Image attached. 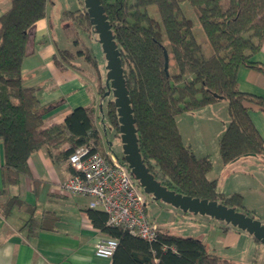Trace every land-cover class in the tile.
<instances>
[{"label": "trees", "instance_id": "16d2710c", "mask_svg": "<svg viewBox=\"0 0 264 264\" xmlns=\"http://www.w3.org/2000/svg\"><path fill=\"white\" fill-rule=\"evenodd\" d=\"M48 1L13 0L0 17L4 186L28 175L30 157L44 147L61 151L66 146V157L80 146L105 154L106 134L102 136L99 121L120 129L117 108L114 100L106 101L108 88L102 78L98 88L103 97L97 106L78 107L62 123L44 126L47 109L40 103V88L23 86L22 66L30 31L46 17ZM79 1L82 7L63 14L66 31L71 34L76 27L73 21L81 32L97 35L84 1ZM100 1L120 51L140 152L151 174L176 193L217 201L255 218L247 213L241 194L219 191L218 181L208 177L213 170L210 157H197L183 143L177 120L225 101L228 122L219 139L222 162L264 157L263 138L250 117L254 109L264 111V98L240 91L237 80L241 68L264 73V65L254 60L264 44V0ZM73 44L79 45L77 35ZM82 56L98 67L93 54L59 47L54 60L60 69L77 68ZM118 157L125 162L123 155ZM141 191L146 200L151 197ZM15 204L16 198L9 200L7 210ZM89 214L97 227L119 241L112 264H231L209 252L201 239L159 231L156 240L148 242L122 227L108 226L102 211L91 209ZM29 223L31 228L37 225L34 219Z\"/></svg>", "mask_w": 264, "mask_h": 264}, {"label": "crops", "instance_id": "0c3cea01", "mask_svg": "<svg viewBox=\"0 0 264 264\" xmlns=\"http://www.w3.org/2000/svg\"><path fill=\"white\" fill-rule=\"evenodd\" d=\"M12 1L0 0V17L11 8ZM79 7V0H49L46 17L29 34L22 84L25 88H40L38 97L47 109L44 126L62 123L78 107L99 104L98 83L90 81L79 66L60 69L54 60L58 47L72 50V38L62 17L65 11ZM254 60L264 65V44ZM237 80L240 91L264 98L263 72L241 68ZM216 105H222L220 108L225 111L224 120H220L223 134L228 122L227 105L208 107ZM250 117L264 141V111L254 109ZM181 119L182 116L177 120L178 128ZM103 126L99 121L102 136ZM181 137L187 146L184 135ZM65 149L66 146L61 151L44 147L34 153L29 159V174L21 176L16 184L4 186V149L0 139V264H112V259L95 255L98 242L110 236L90 218V198L60 190V185L73 173L63 154ZM213 172L214 167L208 177L218 181L220 192L241 194L246 208L264 223V157L221 162L217 174ZM12 198H16L17 204L7 210ZM31 219L37 222L32 228ZM207 222L209 225L201 228L202 235L195 238L201 239L209 252L231 264H258L261 257L264 260V245L247 232L238 228L224 231L226 223ZM156 227L162 233L172 234Z\"/></svg>", "mask_w": 264, "mask_h": 264}, {"label": "water", "instance_id": "95a60500", "mask_svg": "<svg viewBox=\"0 0 264 264\" xmlns=\"http://www.w3.org/2000/svg\"><path fill=\"white\" fill-rule=\"evenodd\" d=\"M83 1L106 60L107 75L105 85L108 88L107 94L112 90L114 103L117 108L124 160L139 186L147 195L157 201L170 205L184 213L201 214L225 222L247 232L264 245V224L261 221L217 201L201 200L176 193L163 186L151 174L140 152L124 68L120 51L112 32V26L105 15V10L100 0ZM165 59V68L167 69L168 57L166 53Z\"/></svg>", "mask_w": 264, "mask_h": 264}, {"label": "built area", "instance_id": "2783aa9c", "mask_svg": "<svg viewBox=\"0 0 264 264\" xmlns=\"http://www.w3.org/2000/svg\"><path fill=\"white\" fill-rule=\"evenodd\" d=\"M73 173L60 185L68 195L90 198V209L107 214V225L122 227L148 242L159 230L147 215V200L127 164L112 152L105 154L80 146L68 157ZM119 241L109 237L98 242L95 255L111 259Z\"/></svg>", "mask_w": 264, "mask_h": 264}, {"label": "rangeland", "instance_id": "374dc122", "mask_svg": "<svg viewBox=\"0 0 264 264\" xmlns=\"http://www.w3.org/2000/svg\"><path fill=\"white\" fill-rule=\"evenodd\" d=\"M82 6L83 3L81 2L80 7ZM71 22L76 27L70 31V36L72 40H74L76 35L79 39L78 46H74L72 44L73 41L71 40L72 51L74 53L82 51L86 55L91 53L95 56L98 63V67L95 68L93 65L88 64L85 61L84 56H82L77 59V66H79V69L83 71L93 83L99 84L101 78L102 82H105L107 75L106 60L98 41V36L91 31L86 34L81 32L77 23L75 24L73 21ZM105 93L107 94V91ZM102 95L103 94L101 92L100 98L103 97ZM108 100H114L112 90L106 95V101ZM106 101L103 103V114H106L107 110ZM219 103L224 104L225 106L227 105L225 101H221ZM221 106L222 105H218L217 107L216 105L215 107L202 108L199 111H196L197 113L195 116L190 114L191 116L185 117L186 115H183L182 119L179 121V130L182 136L184 135L187 146L195 152L197 157H210L215 171L212 173L213 175L215 173L217 174L218 166L222 162L219 149V139L222 136L220 129L222 128L221 124L223 123L221 121L224 120L222 117L225 116V111L220 108ZM186 118L188 120V124L186 122ZM103 127H105L104 132L106 134V139L104 141L102 152H112L113 154L121 157L123 155V150L119 131L110 125ZM246 210L247 213H251L249 209ZM147 215L150 221L162 230L170 232L174 235L185 237H196V235H202L201 228L205 225H209L206 224L208 223L207 221L214 222L217 225H225V222L212 218L209 219L210 217L203 216L201 214L195 215L190 212L184 213L170 205L157 201L152 197H149L147 200ZM258 264H264L262 257L259 258Z\"/></svg>", "mask_w": 264, "mask_h": 264}]
</instances>
